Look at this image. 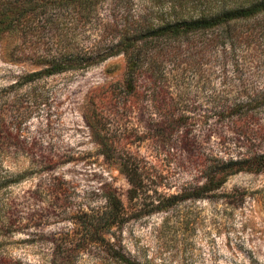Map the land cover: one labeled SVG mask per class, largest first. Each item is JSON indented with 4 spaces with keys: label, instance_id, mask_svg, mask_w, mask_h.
<instances>
[{
    "label": "rangeland",
    "instance_id": "374dc122",
    "mask_svg": "<svg viewBox=\"0 0 264 264\" xmlns=\"http://www.w3.org/2000/svg\"><path fill=\"white\" fill-rule=\"evenodd\" d=\"M170 1L127 0L122 9L134 14ZM99 34L90 30L83 43L91 48ZM21 40L16 30L0 35V264H122L115 249L137 264H264V173L233 175L205 197L181 195L197 183L196 165L248 145L223 112L264 94V40L206 31L167 45L155 75L161 81L146 80L149 99L162 107L150 100L144 111L124 112L117 99L101 111L113 159L94 138L90 93L122 82L127 57L28 81L42 66L20 58ZM182 114L188 127L156 136ZM128 156L147 173L133 199L120 165ZM109 187L132 217L84 241L82 220L105 211Z\"/></svg>",
    "mask_w": 264,
    "mask_h": 264
},
{
    "label": "trees",
    "instance_id": "16d2710c",
    "mask_svg": "<svg viewBox=\"0 0 264 264\" xmlns=\"http://www.w3.org/2000/svg\"><path fill=\"white\" fill-rule=\"evenodd\" d=\"M126 1L0 0V35L18 31L22 39L20 58L42 66L27 75L28 81L70 69L88 70L118 54L127 57V72L122 82L116 87L110 85L90 93L96 110L95 119L90 123L94 138L99 152L112 159L117 147L115 142L101 138V111L117 99H122L124 112L144 111L153 105L150 100H154L155 108L162 107L156 96L149 99L151 92L146 80L158 74L159 65L169 52L167 47L185 36L206 31H220L244 42L254 36L264 40V0H171L167 6L134 14H126L122 9ZM102 7L109 13L102 15ZM90 30L101 33L91 48L83 43V35ZM160 77H155L156 81ZM151 87L155 92L156 85ZM176 105L174 102L169 106ZM223 113L227 118H234L236 128L248 145L233 155L214 157L208 164L196 165L197 183L181 189V195L205 197L220 190L233 175L264 173L263 92L232 103ZM188 119L187 115H180L156 136L165 138L166 134L188 127ZM120 165L131 184L129 193L133 199L144 188L146 172L131 156ZM104 197L105 211L100 216L86 214L82 220L87 233L84 241L99 239L98 236L113 225L122 229L132 217L113 187L105 189ZM113 252L118 262L137 264L123 251L115 249Z\"/></svg>",
    "mask_w": 264,
    "mask_h": 264
}]
</instances>
